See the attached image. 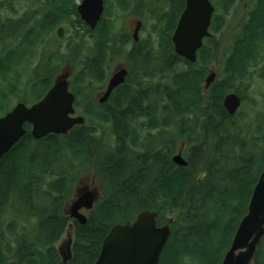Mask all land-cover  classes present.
Masks as SVG:
<instances>
[{
	"label": "trees",
	"instance_id": "1",
	"mask_svg": "<svg viewBox=\"0 0 264 264\" xmlns=\"http://www.w3.org/2000/svg\"><path fill=\"white\" fill-rule=\"evenodd\" d=\"M233 1L210 0L212 36L223 18L217 10L226 12ZM0 3V13H14L11 1ZM169 3L156 51L127 34L117 41L109 29L102 30L103 19L90 30L74 0H34L35 12L0 17V116L17 97L21 79L26 78L27 93L17 98L26 105L52 87L59 71L54 62L64 63L68 56L44 50L42 69L33 70L30 59L57 26L70 20L75 38L92 41L70 77L84 125L38 141L25 125L26 135L0 160V264H62L56 244L72 222L64 209L91 172L102 182V198L87 223L75 225L73 259L67 264H93L110 229L132 223L145 210L156 213L158 226L171 228L158 264H182L185 255L192 264L221 263L264 169V112L243 114L240 107L230 117L222 105L231 92L243 103L237 87L253 78L251 68L262 58L264 0H255L207 89L218 44L205 39L195 64L176 56L171 37L185 2ZM119 54L126 57L128 77L99 104L90 92ZM181 145L187 167L172 163ZM175 213L171 223L166 217ZM255 264H264V240Z\"/></svg>",
	"mask_w": 264,
	"mask_h": 264
},
{
	"label": "water",
	"instance_id": "2",
	"mask_svg": "<svg viewBox=\"0 0 264 264\" xmlns=\"http://www.w3.org/2000/svg\"><path fill=\"white\" fill-rule=\"evenodd\" d=\"M210 0H185L182 12L171 37L174 53L190 64L197 61V53L205 39L212 35L209 28L214 14ZM79 19L90 30H94L104 12L103 0H82L76 6ZM140 23H137L132 38L139 41ZM65 30L56 31L62 38ZM128 76L126 68L118 69L110 77L106 89L98 100L106 103L113 91L125 83ZM216 74L210 73L205 79L207 89L215 80ZM75 95L70 91L68 74L59 75L52 87L36 103L27 106L16 104L0 117V160L26 135L25 125L31 127L30 134L36 141L48 135L66 136L74 127L83 126L85 119L76 115ZM240 97L231 92L225 95L222 105L232 117L241 107ZM172 163L178 167H187L182 150L174 154ZM96 201L92 191L78 195L69 209V218L84 226L87 217L80 213L82 209L91 211ZM171 236L168 225L158 226L156 213L148 210L139 213L135 220L113 226L105 236L97 260L93 264H158L163 248ZM264 240V169L252 191L245 215L241 219L231 244L220 264H255V257ZM62 264L72 259L71 239L65 248L58 251Z\"/></svg>",
	"mask_w": 264,
	"mask_h": 264
},
{
	"label": "rangeland",
	"instance_id": "3",
	"mask_svg": "<svg viewBox=\"0 0 264 264\" xmlns=\"http://www.w3.org/2000/svg\"><path fill=\"white\" fill-rule=\"evenodd\" d=\"M12 2V6L14 8V13L3 11L0 13L1 18L10 17V18H19L26 12H35L36 5L33 4L34 0H9ZM82 0H74L76 6L81 3ZM138 0H127L129 5L128 11H122L118 7V0H107V11L104 15L102 30L109 29L111 35L115 37L117 41H121V37L123 34H127L131 36L133 30L135 28V22L138 20L141 21L142 25H140L139 29V41L143 42L153 48L156 51L158 47V42L160 41V36L162 34V29L165 27L166 19H163V15L166 12V8L164 3H160L161 0H148L146 2V7L143 9L140 2H136ZM2 2V0H0ZM136 2V8L135 7ZM255 0H234L232 5L228 8L226 12H222L217 10V15H222V23L221 27H217V33L213 32L212 39L214 42H217L218 48L216 51V55L214 61L209 66L207 75L210 73H215L216 77L220 75L221 72V62L223 61V54L226 52L235 42L236 38L239 36L241 31L243 21L247 19L250 8L253 7ZM1 4V3H0ZM133 8V9H131ZM34 19V18H33ZM218 25V23L216 24ZM64 28L65 32L62 38H58L56 36V31L60 28ZM77 27V25H75ZM73 27L70 25V20H65L62 24L57 26L51 36L55 38H51L48 36L45 41L37 48L35 54L30 59V69L33 70L35 68L40 67L42 69V65L45 63L41 56V52L46 50L45 54L49 55L52 52H55L56 49L60 50V53L66 54L68 56L67 60L64 63H60L55 61V64H58L59 71L54 77V81L61 74H68L70 88L71 86V78L73 74L74 67L77 68L80 66L79 62L85 55L83 49L86 46H92V41L88 37H78L75 38L73 33L71 32ZM151 43V45L149 44ZM132 46V43L129 42L126 46V50H129ZM42 62V64H40ZM126 57L124 54H119L117 57H113L105 68L106 77L102 78L101 82L95 83L93 85L91 93V98L98 102L104 93V88L106 87V83L110 75L116 71L120 67L126 66ZM183 66L180 65V68ZM261 70L264 71V53L262 54V58L260 62L251 68V73L253 74V78L249 79V81H245L243 84H240L237 89L243 94L244 100L241 104L240 111L243 114H252L254 112L260 113L264 112V72L261 74ZM21 72L19 71V74ZM46 74V73H45ZM261 74V77H259ZM26 78L21 79V84L19 85V90L16 94L17 97H22L24 93H27V90L24 88V81ZM104 81V82H103ZM103 82V83H102ZM73 92V91H72ZM203 96L206 98V92L203 91ZM15 97L12 99L9 110H11L16 104L19 103L18 98ZM30 99L31 97L28 96ZM36 102L28 101L27 106H31ZM8 106V103H3ZM1 105V103H0ZM76 115H80L83 117L81 110L79 108L76 109ZM3 116V115H2ZM1 117V116H0ZM182 150L183 146H180ZM250 148V144L248 143V149ZM177 150L175 153H178ZM183 153V150H182ZM204 175H201L199 179H203ZM102 182L100 181L97 173L91 172L89 175L85 176L84 179L80 182L78 187L75 189L72 200L66 205L64 209V215L69 217V209L72 202L77 198L78 195L82 194L84 191H92L96 195V202H98L102 198ZM82 214L85 216H89V212L82 211ZM177 213L167 216L166 218L173 223L177 217ZM78 223L74 220L69 223L67 229L62 235L59 242L56 244V249L62 250L65 248L69 241L68 235H71L72 243H71V251L74 243V230L75 225ZM100 252V251H99ZM99 255V253H98ZM98 257V256H97ZM97 260V259H96ZM62 263V262H61Z\"/></svg>",
	"mask_w": 264,
	"mask_h": 264
},
{
	"label": "flooded vegetation",
	"instance_id": "4",
	"mask_svg": "<svg viewBox=\"0 0 264 264\" xmlns=\"http://www.w3.org/2000/svg\"><path fill=\"white\" fill-rule=\"evenodd\" d=\"M148 0H138V1H136V2H140V4L142 5V8L144 9L145 7H146V2H147ZM103 2H104V12H103V15H102V17H101V21H102V19L104 20V15L106 14V11H107V0H103ZM136 2H135V7L134 8H136ZM184 2H185V0H184ZM160 3H164V6H165V8L167 9L166 10V12H168L169 11V9H170V3H169V0H161L160 1ZM118 7H119V9L120 10H122V11H128V9H129V5H128V3H127V0H118ZM131 9H133V8H131ZM184 9H185V5H184ZM184 9H183V11H184ZM182 14V13H181ZM181 16V15H180ZM180 16H179V18H180ZM179 18H178V20H179ZM178 20H177V22H178ZM100 21V22H101ZM99 22V23H100ZM140 23V25H142V23H141V21H137V22H135V28H134V30H133V33H132V35L134 34V31H135V29H136V26H137V23ZM98 23V24H99ZM176 25H177V23H176ZM98 26V25H97ZM97 28V27H96ZM96 28L94 29V30H96ZM176 28V27H175ZM175 30V29H174ZM210 30V29H209ZM132 35L130 36L131 37V40L134 42V40H133V38H132ZM204 42V41H203ZM136 43V42H135ZM126 63V66H124V67H120V68H118V69H121V68H126L127 70H128V66H127V61L125 62ZM117 69V70H118ZM116 70V71H117ZM116 71H114L113 73H115ZM112 73V74H113ZM112 74L110 75V77L112 76ZM128 74H129V70H128ZM110 77H109V79H110ZM128 77V76H127ZM109 79H108V81H109ZM108 83V82H107ZM107 83H106V86H107ZM105 89H106V87L104 88V91H105ZM75 116H77V115H75ZM85 192V191H84ZM94 193V192H93ZM95 194V193H94ZM95 197H96V195H95ZM97 204V202L95 201V204H94V207H95V205ZM94 207H93V209H94ZM93 209L91 210V211H89V213H91L92 211H93ZM82 211H85V212H88V211H86V210H84V209H82L81 211H80V213L82 214ZM84 215V214H83ZM68 237L71 239V243H72V238H71V235H68ZM72 259H73V255H72ZM72 259H71V261H72ZM71 261H69V262H71ZM68 262V263H69Z\"/></svg>",
	"mask_w": 264,
	"mask_h": 264
},
{
	"label": "clouds",
	"instance_id": "5",
	"mask_svg": "<svg viewBox=\"0 0 264 264\" xmlns=\"http://www.w3.org/2000/svg\"><path fill=\"white\" fill-rule=\"evenodd\" d=\"M182 264H192V258H191V256L185 255L182 258Z\"/></svg>",
	"mask_w": 264,
	"mask_h": 264
}]
</instances>
